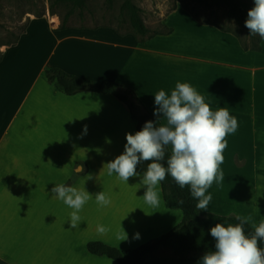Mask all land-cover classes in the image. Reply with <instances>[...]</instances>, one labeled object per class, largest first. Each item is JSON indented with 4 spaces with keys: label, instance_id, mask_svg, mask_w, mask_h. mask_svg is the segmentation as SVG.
I'll list each match as a JSON object with an SVG mask.
<instances>
[{
    "label": "crops",
    "instance_id": "1",
    "mask_svg": "<svg viewBox=\"0 0 264 264\" xmlns=\"http://www.w3.org/2000/svg\"><path fill=\"white\" fill-rule=\"evenodd\" d=\"M61 17L31 16L0 61V264H117L89 252L87 243L131 249L183 219L181 209L166 207L161 183L159 206L145 202L141 181L152 161L138 164L140 175L127 183L108 175L106 164L124 152L126 133L137 132L127 104L111 93L67 95L44 78L49 67L129 86L153 112L154 95L164 90L170 96L177 82L192 86L213 112L226 108L238 128L225 137L222 164L227 150L241 158L249 150L250 175L231 179L227 187L222 170L224 180H214L205 193L213 199L204 211L251 215L257 227L264 222V40L261 50H245L233 32L202 20L180 1L162 19L163 33L150 37L69 19L61 28ZM88 174L93 179L86 180ZM59 184L92 195L77 228L70 227L74 210L51 191ZM101 191L111 200L108 206L96 202ZM98 225L110 231L99 234ZM123 230L127 239L120 241ZM172 256L162 248L145 264H200L164 260Z\"/></svg>",
    "mask_w": 264,
    "mask_h": 264
},
{
    "label": "clouds",
    "instance_id": "2",
    "mask_svg": "<svg viewBox=\"0 0 264 264\" xmlns=\"http://www.w3.org/2000/svg\"><path fill=\"white\" fill-rule=\"evenodd\" d=\"M245 27L250 30V35L258 34L264 40V0H254ZM154 98L157 107L153 114L157 121L145 122L135 134L126 133L124 152L106 164L108 175L115 173L127 183L130 177L140 175L136 170L138 164L152 161L141 181L146 186L143 198L148 205L153 208L159 206L158 185L168 174L181 189L189 186L191 196L198 201L195 205L197 209L207 210L213 196L210 192L207 195L205 193L214 180L217 183L224 180L219 165L223 163V151L228 146L226 135L235 133L238 128L237 118L230 116L226 108L213 112L203 96L188 83L177 82L170 96L160 90ZM161 117L166 123H159ZM169 148L171 154L168 155L165 167L161 161L165 159ZM91 179L92 175L88 174L86 180ZM51 191L74 210L69 221L71 228H77L82 221L79 212L92 195L85 189L77 190L64 184L55 185ZM95 199L102 207L111 203L102 191L95 194ZM177 203L182 205L184 201L179 200ZM237 219L240 223L235 226L217 223L210 229L216 241V250L206 252L200 264H264V249L258 247V240L264 241V222L258 227L253 224L255 233L249 237L245 234L244 225L251 222L253 217ZM97 231L99 234H107L110 228L98 225ZM116 238L124 241L127 233L123 230L122 234L117 233ZM135 238H139V233H136Z\"/></svg>",
    "mask_w": 264,
    "mask_h": 264
},
{
    "label": "trees",
    "instance_id": "3",
    "mask_svg": "<svg viewBox=\"0 0 264 264\" xmlns=\"http://www.w3.org/2000/svg\"><path fill=\"white\" fill-rule=\"evenodd\" d=\"M196 3H202L208 6L223 7L227 18L234 21L239 31H243L242 36L238 31L230 27L222 29L233 32L240 40L245 50H261V38L257 35H250V30L245 27V21L248 18V11L253 8L249 0H191ZM112 3V0H108ZM64 5L67 9L61 21V28H65L71 15L78 12L83 14L87 8L88 0H50L49 10L51 14H57L56 7ZM122 11H127L130 30L136 35L153 36L162 34V31H152L144 22L141 15V8L133 0H124L121 5ZM120 32L119 30H117ZM172 29L168 28L167 33ZM19 40V39H18ZM2 58L0 59V61ZM44 78L50 84L55 85L60 91L67 95H73L82 91H92L97 93H111L125 102L130 110L131 116L136 123L137 132L142 129L145 122L157 121L154 112L148 109L143 101L138 97L135 91L124 84L116 81H98L90 80L70 74L58 67H49L44 71ZM159 123L162 124L160 119ZM171 149L165 153V159L161 163L166 167L168 155ZM163 199L166 207L179 208L183 212L182 221L171 228L168 232L154 237L147 242L131 249H120L116 246L104 243L102 241H89L87 243L88 251L101 256H107L114 259L117 264H145L154 259L155 254L162 248L172 250L173 256L164 259L171 262L182 261H201L202 256L209 251H215V239L210 234V229L217 223L232 224L235 226L240 223L238 216L222 215L213 212H206L195 207L198 202L191 196L189 186L181 189L174 179L166 174V178L161 182ZM179 200L184 203L178 204ZM245 234L252 236L255 229L250 223L244 225ZM258 247L264 249V241L258 240Z\"/></svg>",
    "mask_w": 264,
    "mask_h": 264
},
{
    "label": "rangeland",
    "instance_id": "4",
    "mask_svg": "<svg viewBox=\"0 0 264 264\" xmlns=\"http://www.w3.org/2000/svg\"><path fill=\"white\" fill-rule=\"evenodd\" d=\"M123 1L112 0V3H109L108 0H88L87 8H85L82 16L77 12L69 19V24H83L88 26L104 25L125 33L130 30V25L127 11L121 10ZM176 1L182 2L184 6L191 9L202 20L212 21L225 27H230L238 31L242 36H245L243 31H239L234 21L227 18L226 11L223 7L192 3L191 0H133L141 8V15L144 22L149 25L152 31L165 30L162 19L174 8ZM249 1L252 2L254 7V0ZM49 6L50 0H0V59L3 57L7 48L16 44L28 26L31 16L43 17L49 15V20L51 21V18L57 14L63 18L67 11L66 7L60 4L56 7L57 14H51ZM62 18L60 21H62ZM243 154L244 156L241 158V155L235 153L234 150H227L226 158L228 162L224 163L225 165H219L220 171L222 172L224 170L228 176L229 181L227 187H230L231 179L233 180L235 178L237 182L240 177H249L250 175L248 162L250 151H243ZM239 158L242 159V162H240ZM226 197H231L229 190L226 191ZM250 224L253 225V223Z\"/></svg>",
    "mask_w": 264,
    "mask_h": 264
}]
</instances>
